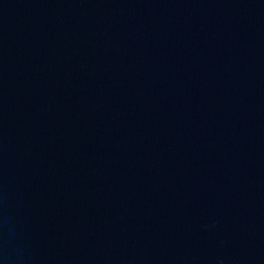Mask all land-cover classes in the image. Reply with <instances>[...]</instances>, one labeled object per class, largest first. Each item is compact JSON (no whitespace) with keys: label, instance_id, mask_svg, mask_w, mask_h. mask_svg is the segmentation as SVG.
<instances>
[{"label":"water","instance_id":"obj_1","mask_svg":"<svg viewBox=\"0 0 264 264\" xmlns=\"http://www.w3.org/2000/svg\"><path fill=\"white\" fill-rule=\"evenodd\" d=\"M0 264H264V0H0Z\"/></svg>","mask_w":264,"mask_h":264}]
</instances>
